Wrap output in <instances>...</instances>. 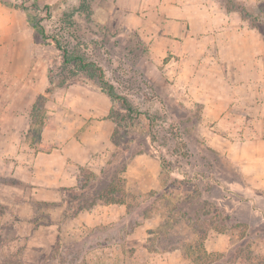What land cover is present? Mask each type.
I'll list each match as a JSON object with an SVG mask.
<instances>
[{"label":"rangeland","instance_id":"1","mask_svg":"<svg viewBox=\"0 0 264 264\" xmlns=\"http://www.w3.org/2000/svg\"><path fill=\"white\" fill-rule=\"evenodd\" d=\"M28 13L42 20L48 41L33 30ZM121 19L116 0H38V6L32 0H0V114L10 99L13 114L21 107L30 114L44 82L54 91L79 75L73 64L64 65L51 40L58 39L69 55L103 68L130 105L119 100L112 114L116 138L128 153L97 189L135 154L154 155L164 162L163 189L144 195L138 208L140 219L156 210L164 215L155 245L180 247L205 263L264 264V226L248 229L264 218V192L244 181L225 157L207 150L200 135L202 107L184 104L163 63L150 59L137 32L124 28ZM32 130L28 142L39 149L42 120ZM30 193L17 180H0V264H127L123 247L89 245L86 239L93 231L73 235L69 221L81 212V199L68 194L57 203L40 202L25 196ZM126 202L131 207L141 203L128 195ZM214 232L232 235L228 253L205 254V242Z\"/></svg>","mask_w":264,"mask_h":264},{"label":"crops","instance_id":"2","mask_svg":"<svg viewBox=\"0 0 264 264\" xmlns=\"http://www.w3.org/2000/svg\"><path fill=\"white\" fill-rule=\"evenodd\" d=\"M229 1L116 3L123 13L120 23L137 32L150 59L163 63L184 104L202 107L205 124L200 135L207 146L238 167L244 181L264 192V33ZM234 1L255 12L264 4ZM42 85L45 90L38 96L48 95V100L39 149L28 142L35 126L32 108L30 114L22 107L13 114L10 99L0 114V180H17L32 191L26 197L57 203L66 196L65 189L77 187L82 168L100 174L115 151L117 123L110 117L113 103L107 95L76 83L47 94L48 82ZM127 162L123 178L128 199L141 202L144 195L163 189L161 160L144 153ZM142 204H97L69 221L71 232L76 236L80 229L93 231L86 242L95 247H123L127 264L218 263L195 262L180 247H159L156 232L163 227L164 215L156 210L140 219ZM257 225L264 226V218L249 223L248 229ZM231 240L229 233L214 232L205 249L208 254L228 253Z\"/></svg>","mask_w":264,"mask_h":264},{"label":"trees","instance_id":"3","mask_svg":"<svg viewBox=\"0 0 264 264\" xmlns=\"http://www.w3.org/2000/svg\"><path fill=\"white\" fill-rule=\"evenodd\" d=\"M32 2L34 6H38V0H32ZM6 4L9 7L16 6L10 4L8 5V3ZM229 4H231L232 8L240 10L242 13H244L245 17L250 19L252 24L257 28H259L264 33V30H262L261 28V25L264 20V4L262 6L260 5L258 6V8H260L258 15L255 14L256 13L255 11L246 9L241 3L235 2L234 0H230ZM26 10L28 11V9ZM28 22L33 28V30L37 32L38 36L43 41L49 40L50 37L47 35L46 28L42 24V20L40 18H38L36 15L28 13ZM51 40L55 48L58 51L62 52L64 65L73 64L74 67L77 68V71L79 72V75H73V77L71 76V78L69 77L67 79V82L64 83L63 86H66L68 84H75V83L82 84L89 88H92L93 90L99 91L107 95L113 103V109L110 115V117L113 119L114 117L112 114L117 101L121 100L123 105L129 108L130 105L128 100L124 96L118 95L114 85L107 81L103 68L97 66L95 63L87 62L82 56L69 55V52L62 47L61 42L58 39L53 38ZM52 90L49 89L47 91V94L51 93ZM47 100H48V95H40L37 97L31 111L32 125H38L40 120H42V126L44 125L45 117L43 115V112L45 110V105ZM116 131L113 136V143L116 147L115 151L110 156L106 166L102 169L100 174H95L89 169L82 168L78 177L77 187L64 190L66 196L68 194H74L77 200L79 199L82 200V205L79 208L80 211L90 209L93 206L100 203L108 204V205L126 203V199H127V192L125 189L126 181L121 174L125 172L128 160L124 162L122 168L116 172L113 178L108 181L107 185H104L103 187L97 189L99 185L104 183V181L108 180V176L109 178H111L109 175L110 169L116 163H118L119 160L124 159L125 155L128 153V149H122L123 146L119 144L116 138ZM207 150L219 158L222 157L221 154L217 153L216 151L212 150L209 147L207 148ZM162 166L164 168L163 161H162ZM205 254H207V252H205ZM201 261H203V258L195 260V262H201Z\"/></svg>","mask_w":264,"mask_h":264}]
</instances>
